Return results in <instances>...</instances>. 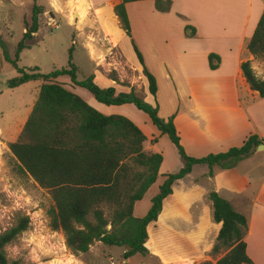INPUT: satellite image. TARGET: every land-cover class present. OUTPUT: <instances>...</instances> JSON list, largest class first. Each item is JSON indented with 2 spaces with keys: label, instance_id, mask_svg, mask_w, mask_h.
I'll return each mask as SVG.
<instances>
[{
  "label": "trees",
  "instance_id": "1",
  "mask_svg": "<svg viewBox=\"0 0 264 264\" xmlns=\"http://www.w3.org/2000/svg\"><path fill=\"white\" fill-rule=\"evenodd\" d=\"M134 1L140 0H120L113 7L120 28L128 35L130 25L125 4ZM154 7L159 12H168L171 0H154ZM43 13V6L34 1L29 20H24L25 31L16 44L14 58L9 59L5 55L18 73L7 81L9 88L29 81H41L37 98L22 129L17 139L8 144V149L20 170L51 194L53 203L46 212L49 227L62 233L65 246L72 254H84L98 241L110 247H124V259L144 256L148 253L147 227L161 214L163 200L172 194L176 180L189 174L195 165L206 166L209 177L213 176L215 169H231L249 157L258 145L264 144V137L252 134L242 145L225 152L190 157L180 145L173 116L166 120L159 117L157 106L146 102L133 89L116 93L113 87L101 88L93 81V75L77 80L78 69L72 62L71 50L66 68L42 73L38 67H18L19 54L34 43L38 16ZM184 31L188 36L195 34V29L190 26H185ZM245 48L254 59L264 60V10ZM133 49L147 80L148 92L155 96V77L146 69L137 46L133 45ZM213 58L218 60L216 56L209 55L212 70L218 65L211 63ZM240 70L249 89L263 98L264 80L255 74L251 62L242 61ZM60 77H67L69 86L85 89L104 105H133L150 119L160 135H167L176 147L183 166L175 173L163 175L143 216H134V203L141 200L156 182L162 155L146 150L148 139L131 119L120 114L99 112L66 88L65 83L58 80ZM156 140L153 138L149 142L155 143ZM207 199L211 203L212 220L221 223L211 251L215 254L227 250L215 264H254L246 254L245 215L234 210L217 192L210 191ZM28 223V217H22L16 226L0 233V264H21L18 260L9 261L4 248L28 228ZM199 264L213 263L204 261Z\"/></svg>",
  "mask_w": 264,
  "mask_h": 264
},
{
  "label": "crops",
  "instance_id": "2",
  "mask_svg": "<svg viewBox=\"0 0 264 264\" xmlns=\"http://www.w3.org/2000/svg\"><path fill=\"white\" fill-rule=\"evenodd\" d=\"M77 1L80 9L86 10L90 7H103L102 3L106 0ZM119 2L120 0H109L104 8L109 9L112 14L114 5ZM55 4V0H49L48 12L57 11ZM125 9L133 34L136 24V46L143 57L144 65L156 80L155 96L148 92L153 99L150 101L144 93L148 89L142 67L132 60L133 63L129 65L140 76L144 91L142 98L157 106L158 115L162 119L173 116L180 145L188 156L200 158L210 153L225 152L231 147L242 145L252 134L259 138L264 137V113L257 109L258 105L264 108V97L249 89L240 70L242 61L251 62L253 59L246 51L245 44L264 10L260 0H171L168 12L157 11L154 0H140L126 3ZM75 15L78 18L80 14ZM112 17L118 25L114 13ZM185 26L193 27L195 34L186 35ZM111 34L112 27L102 25L88 31L89 40L96 42L100 48L87 43L89 59L94 63L90 75H93V81L101 88L113 87L116 93L128 92L130 90H124V86L119 83L123 78L119 66L116 65L117 62L126 61ZM210 54L218 58L211 60L212 64H218L213 70L209 67ZM109 59L114 61H108ZM111 71H114V76L110 74ZM67 82L65 86L68 85ZM256 99L259 100L254 103ZM86 102L106 115H124L122 109L131 105H104L97 102L92 95ZM142 122L144 125L151 123L145 117ZM136 125L146 135L148 142L149 139H157L148 148L162 155L158 148L162 135L157 128L151 123L149 132H145L137 120ZM263 152L264 150L255 149L249 157L237 164L252 161ZM237 164L224 170L225 174L220 180H216L214 171L213 176L206 177L212 184L202 188L204 194L217 192L234 210L245 215L246 254L254 264H264V160L262 171L254 182L247 174L245 178L237 175L234 171ZM182 166L181 159L170 164L162 155L158 178H162L164 174L175 173ZM196 166L198 165L193 166L192 171L185 177L173 183L172 194L163 200L159 216L165 214V203L174 194L176 183H187L191 180ZM241 178L244 181L239 183ZM252 184H255V190L248 193L247 190ZM142 199L134 203L133 214L136 204ZM207 202L211 218V203ZM145 208L147 211L149 206ZM212 227L217 236L221 223L213 221Z\"/></svg>",
  "mask_w": 264,
  "mask_h": 264
},
{
  "label": "rangeland",
  "instance_id": "3",
  "mask_svg": "<svg viewBox=\"0 0 264 264\" xmlns=\"http://www.w3.org/2000/svg\"><path fill=\"white\" fill-rule=\"evenodd\" d=\"M34 1L37 5L45 7L44 13L38 16V30L34 35V43L19 54L18 67H38L42 73L66 68L71 50L72 62L78 69L76 78L83 80L91 74L94 64L89 59L87 43L100 49L96 42L89 40L88 31L100 28L101 25L108 26L112 27V40L119 45L123 59L128 63L120 61L116 64L123 78L119 83L126 91L133 89L138 96L144 95L140 76L129 65L133 62L139 63L133 49V45L136 47V24L134 34L130 22V34L125 33L119 24L114 23L113 13L104 8L107 7L109 0L102 3L103 7H90L86 10L80 9L77 0H55L57 11L51 10V13L48 12L49 0H0V233L16 226L22 217H28L29 220L28 228L5 246L7 259L18 260L21 264H199L204 261L215 264L227 250L215 254L211 251L216 242V235L212 227V216L210 218L207 207V194H204L202 187L212 183L207 181V168L204 165L195 167L192 179L187 183H176L174 194L165 203V214L158 216L155 222L148 225L146 241L148 253L144 256L134 255L124 259V247H110L98 241L94 242L86 253L74 255L66 248L62 233L51 230L46 214L53 203L51 194L20 170L8 149V144L17 139L37 98L41 83L40 80L29 81L14 88L6 85L7 81L18 75L9 59L14 58L16 44L25 31L24 20H29ZM260 2L264 5V0ZM76 13L83 16L80 22ZM251 66L255 74L264 80V60L253 58ZM110 74L114 76V71ZM58 80L65 83L68 78L60 77ZM65 87L85 101L91 96L81 87L75 85ZM144 93L148 100L153 101L148 91ZM258 100H254V103ZM257 109L264 113L261 106L258 105ZM122 112L135 124L137 120L145 132H149L151 123L143 124L144 117L150 122L144 113L133 105L124 107ZM153 144L146 142V150ZM158 148L170 164H174L177 159L180 160L176 147L167 135H162ZM263 160L264 152L252 161L237 164L234 171L239 177L245 178L247 174L254 182L262 171ZM214 171L216 180L218 178L220 180V177L222 179L225 174L222 169ZM244 178H241L239 183L243 182ZM157 179L149 187L142 201L136 204L134 212L136 217L144 215L147 209L145 207L150 206L151 197L157 192L158 185L163 180ZM254 190L255 184H252L247 191L250 193Z\"/></svg>",
  "mask_w": 264,
  "mask_h": 264
},
{
  "label": "water",
  "instance_id": "4",
  "mask_svg": "<svg viewBox=\"0 0 264 264\" xmlns=\"http://www.w3.org/2000/svg\"><path fill=\"white\" fill-rule=\"evenodd\" d=\"M264 150V144L258 145L256 151Z\"/></svg>",
  "mask_w": 264,
  "mask_h": 264
},
{
  "label": "bare ground",
  "instance_id": "5",
  "mask_svg": "<svg viewBox=\"0 0 264 264\" xmlns=\"http://www.w3.org/2000/svg\"><path fill=\"white\" fill-rule=\"evenodd\" d=\"M78 18L81 19L82 17L80 15H78ZM198 230V228L196 229ZM191 231V230H190ZM192 235V233H190ZM202 234V233H201ZM189 237V236H188ZM193 237V236H192ZM192 237H189V238H192ZM193 240H196V239H193Z\"/></svg>",
  "mask_w": 264,
  "mask_h": 264
},
{
  "label": "built area",
  "instance_id": "6",
  "mask_svg": "<svg viewBox=\"0 0 264 264\" xmlns=\"http://www.w3.org/2000/svg\"><path fill=\"white\" fill-rule=\"evenodd\" d=\"M54 27H57V25H54Z\"/></svg>",
  "mask_w": 264,
  "mask_h": 264
}]
</instances>
